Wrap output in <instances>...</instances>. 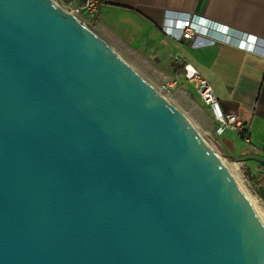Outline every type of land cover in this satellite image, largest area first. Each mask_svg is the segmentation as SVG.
I'll use <instances>...</instances> for the list:
<instances>
[{
	"label": "water",
	"instance_id": "water-1",
	"mask_svg": "<svg viewBox=\"0 0 264 264\" xmlns=\"http://www.w3.org/2000/svg\"><path fill=\"white\" fill-rule=\"evenodd\" d=\"M0 264H264L219 154L55 0H0Z\"/></svg>",
	"mask_w": 264,
	"mask_h": 264
},
{
	"label": "crops",
	"instance_id": "crops-1",
	"mask_svg": "<svg viewBox=\"0 0 264 264\" xmlns=\"http://www.w3.org/2000/svg\"><path fill=\"white\" fill-rule=\"evenodd\" d=\"M100 1L95 23L103 39L119 49L146 52L168 66L174 62L181 74L186 63L197 69L220 109L237 115L243 125L226 131L227 144L264 172V0ZM166 11L192 13L231 35H254L255 46L247 50L218 40L193 48L162 32Z\"/></svg>",
	"mask_w": 264,
	"mask_h": 264
},
{
	"label": "rangeland",
	"instance_id": "rangeland-1",
	"mask_svg": "<svg viewBox=\"0 0 264 264\" xmlns=\"http://www.w3.org/2000/svg\"><path fill=\"white\" fill-rule=\"evenodd\" d=\"M58 2L65 9L80 15L87 22V25L91 26L102 37L97 23H93L92 14L76 12V7L79 4L78 0H58ZM109 44L150 84L165 89L167 97L175 107L203 133L202 136L220 156L238 163L239 176L243 187L256 196L264 207V196L260 189L264 187V172L258 165L252 164L239 155L237 148L229 143L227 144V138L224 137L226 132L222 135L216 133L217 122L213 111L209 105L199 98L194 89V84L188 81L183 74L177 73L173 67L163 64L157 57L130 48L119 49L116 43L109 42ZM231 156L235 158L242 157V160H233Z\"/></svg>",
	"mask_w": 264,
	"mask_h": 264
},
{
	"label": "built area",
	"instance_id": "built-area-1",
	"mask_svg": "<svg viewBox=\"0 0 264 264\" xmlns=\"http://www.w3.org/2000/svg\"><path fill=\"white\" fill-rule=\"evenodd\" d=\"M55 1L58 2V0ZM100 8V0H82L76 7V12L96 15ZM161 30L171 38L185 42L193 48L211 45L221 40L233 43L243 49L253 50L256 41L254 35L245 33L231 35L210 21L189 12H180L176 16L172 15L171 11H166ZM183 68L184 77L194 84V89L199 98L211 107L217 122L216 133L222 135L228 129H243V125L239 122L237 115L226 113L220 109L213 89L207 79L190 64L186 63Z\"/></svg>",
	"mask_w": 264,
	"mask_h": 264
},
{
	"label": "bare ground",
	"instance_id": "bare-ground-1",
	"mask_svg": "<svg viewBox=\"0 0 264 264\" xmlns=\"http://www.w3.org/2000/svg\"><path fill=\"white\" fill-rule=\"evenodd\" d=\"M58 4H60L58 2ZM61 5V4H60ZM67 10V9H66ZM68 12H71L69 10H67ZM73 13V12H71ZM74 14V13H73ZM78 18H80L83 22H85L87 24V22L80 16L75 14ZM152 85V84H151ZM153 86V85H152ZM153 88L159 93L161 94L165 99H167L171 104H173L171 102V100L167 97L166 95V91L165 89L162 88H158L153 86ZM174 105V104H173ZM175 106V105H174ZM196 127V126H195ZM197 128V127H196ZM197 130L199 131V133H201V135H203V133L197 128ZM219 158L221 160V162L223 163V165L225 166V168L229 171V173L233 176V178L237 181V183L240 185L241 189L243 190V192L245 193L246 197L248 198V200L250 201V203L252 204V206L254 207V209L256 210V212L258 213V215L260 216V218L262 219V221L264 222V207L261 203V201L254 196L252 193H250L248 190H246L240 180V176H239V165L238 163L234 162V161H229L228 159H226L225 157H222L219 155Z\"/></svg>",
	"mask_w": 264,
	"mask_h": 264
},
{
	"label": "trees",
	"instance_id": "trees-1",
	"mask_svg": "<svg viewBox=\"0 0 264 264\" xmlns=\"http://www.w3.org/2000/svg\"><path fill=\"white\" fill-rule=\"evenodd\" d=\"M79 1V3H81L82 2V0H78ZM97 16L96 15H93V23H95L96 21H97ZM170 67H173L176 71H177V73H181L180 72V69H179V67L176 65V63H174V62H172L171 64H170ZM173 69V70H174ZM231 159H233V160H242V157H239V158H235L234 156H231ZM264 180V179H263ZM263 189H264V187H263Z\"/></svg>",
	"mask_w": 264,
	"mask_h": 264
}]
</instances>
